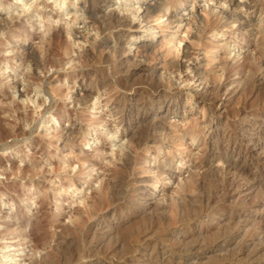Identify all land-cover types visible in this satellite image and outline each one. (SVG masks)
Masks as SVG:
<instances>
[{
    "label": "rangeland",
    "instance_id": "obj_1",
    "mask_svg": "<svg viewBox=\"0 0 264 264\" xmlns=\"http://www.w3.org/2000/svg\"><path fill=\"white\" fill-rule=\"evenodd\" d=\"M14 1L0 264H264V0Z\"/></svg>",
    "mask_w": 264,
    "mask_h": 264
},
{
    "label": "bare ground",
    "instance_id": "obj_2",
    "mask_svg": "<svg viewBox=\"0 0 264 264\" xmlns=\"http://www.w3.org/2000/svg\"><path fill=\"white\" fill-rule=\"evenodd\" d=\"M33 1V2H32ZM40 0H15L14 3H12V5H10V7L12 8H18L20 9L23 13H28L30 11V9L32 7H34L35 5H39V2ZM76 1V0H75ZM256 1V0H255ZM32 2L31 4L28 5V3ZM48 2H52V4H54V7L59 9V11L64 14L66 13L69 9V3H67V0H48ZM138 2V0H126V4L129 5L130 7L126 8L125 10L127 12H130V11H133L135 8H131V6H135V4ZM19 3H21L20 7H18ZM72 3L74 4V0H72ZM174 3V2H173ZM180 3H182V1H180ZM3 4V3H2ZM125 4V3H124ZM164 5H166L164 3ZM178 5V4H177ZM27 6H29L30 8L27 9ZM162 5H157L155 8H152V9H149L148 12H152L154 11L156 8H159L161 7ZM169 6V5H168ZM258 6V5H257ZM176 7V6H175ZM163 8V7H162ZM166 8V7H165ZM255 8V7H253ZM260 8V7H259ZM9 9V7H8ZM157 10V9H156ZM258 10V9H257ZM260 10V9H259ZM165 12V10H162ZM161 11V12H162ZM256 11V10H255ZM225 13V12H223ZM232 13V12H231ZM146 14V13H145ZM208 14V13H207ZM226 14V13H225ZM229 15V14H227ZM233 17V16H232ZM235 17V16H234ZM229 18V17H228ZM241 19V18H240ZM126 22V21H125ZM248 22V21H247ZM110 23V22H109ZM1 24V23H0ZM203 26L200 27V30H199V33H202L206 30V28L208 27V19L207 18H204L203 19V22H202ZM1 26V25H0ZM103 26V25H102ZM212 26V25H211ZM248 26V25H247ZM261 30L264 31V26L261 27ZM264 43V42H263ZM46 46V45H45ZM47 48V47H46ZM47 50V49H46ZM48 64V63H47ZM7 70V69H6ZM254 82V81H253ZM227 87V86H226ZM221 91V90H220ZM226 95V94H225ZM34 96V95H33ZM38 98V97H37ZM91 98V95L88 93V94H85V97H84V100L85 102L90 100ZM219 98V97H218ZM36 99V98H35ZM173 101V100H172ZM32 102V101H31ZM33 103L35 104L36 103V100L33 101ZM139 111V110H138ZM137 114V113H136ZM125 120H127V122H132L134 120V115L133 113H128L126 116H125ZM253 134H259L261 132L264 131V117L263 116H257L256 119H255V122L253 124V128L251 129ZM139 145V144H138ZM115 146V145H114ZM121 148V147H120ZM121 150V149H120ZM128 155V154H127ZM261 155V154H260ZM129 157V155H128ZM129 159V158H128ZM128 165V164H127ZM232 168V167H231ZM232 170V169H231ZM237 170V169H236ZM243 172V171H242ZM240 178V177H239ZM231 180V179H230ZM236 180V178H235ZM230 183V182H229ZM238 187V186H237ZM242 187V186H241ZM240 187V188H241ZM252 188V186H251ZM256 189V188H255ZM240 190V189H239ZM257 190V189H256ZM251 191V190H250ZM241 192V191H240ZM249 194V193H248ZM142 196V195H141ZM248 200V199H247ZM245 205V204H244ZM261 203H256L255 204V207L257 208L258 206H260ZM73 213V212H72ZM247 218V217H246ZM231 220V219H230ZM262 221V219H261ZM234 222V221H232ZM260 222V221H259ZM258 222V223H259ZM234 224V223H233ZM236 224V223H235ZM264 224V223H263ZM104 225V224H103ZM248 228V227H247ZM262 228V227H261ZM263 229V228H262ZM100 230V229H98ZM67 231V230H66ZM239 231V230H238ZM244 231V230H243ZM228 233V232H227ZM245 233V232H244ZM224 235V234H223ZM238 235V232H235V233H230L228 234L227 236L224 235V237H222L221 239H219L218 243H221V242H224L226 241L228 238L229 239H232V238H236ZM258 235V234H257ZM256 235V236H257ZM242 236V235H241ZM229 241V240H228ZM217 242V241H216ZM60 244V242H58ZM255 244V245H254ZM215 245V244H214ZM217 245V244H216ZM245 245V244H244ZM254 245L253 249L250 250V254H262L264 255V232L261 233L260 235H258V238L255 237V239H253V241H251V246ZM248 249H250V244L247 246ZM248 249L246 251H248ZM245 250V248H244ZM243 255V254H242ZM264 258V257H263ZM253 259V258H252ZM251 260V259H250Z\"/></svg>",
    "mask_w": 264,
    "mask_h": 264
}]
</instances>
